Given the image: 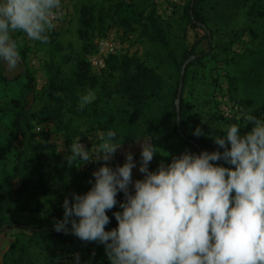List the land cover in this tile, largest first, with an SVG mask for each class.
Wrapping results in <instances>:
<instances>
[{
    "label": "clouds",
    "instance_id": "9594fccd",
    "mask_svg": "<svg viewBox=\"0 0 264 264\" xmlns=\"http://www.w3.org/2000/svg\"><path fill=\"white\" fill-rule=\"evenodd\" d=\"M60 7L61 0H0V64L12 71L20 63L15 32L47 43L54 10ZM94 98L91 92L81 96L80 108ZM242 120L211 135L223 151H185L156 170H149L158 152L150 136L134 139H142L143 174L135 181L131 151L125 152L123 164L108 163L124 140L115 130L96 136L91 152L77 137L69 146L70 164L104 163L92 173L87 192H74L71 203L64 199L63 219L54 221V230L67 232L70 223L82 241L104 245L110 264H264V118L246 113ZM248 122L251 130L241 135L239 129ZM201 134L197 127L194 135ZM220 160L230 166L215 163ZM120 192L125 199L113 213L118 224L106 230L107 212ZM74 264H80L79 253Z\"/></svg>",
    "mask_w": 264,
    "mask_h": 264
},
{
    "label": "rangeland",
    "instance_id": "374dc122",
    "mask_svg": "<svg viewBox=\"0 0 264 264\" xmlns=\"http://www.w3.org/2000/svg\"><path fill=\"white\" fill-rule=\"evenodd\" d=\"M88 1L61 0V7L55 10L57 13V18L53 20L55 27L47 33V43L32 41L22 32L12 34V38L18 43L21 60L12 71L7 70L6 65L0 64V149H7L14 139L15 144L11 145L8 156L0 159V194L5 189L7 176L13 173L14 146H25V140H28V137L19 140L16 137L12 122L17 108L11 99L26 97L27 100L24 101H27L28 105L35 104L34 99L48 82L44 64L52 56L50 38L55 32H57L55 40L64 47L63 50L54 53L57 60L72 48L78 52L82 50L84 42L79 38L77 30L80 26L81 7ZM188 1L153 0L159 18L169 28L172 47L180 46L185 41L183 39L187 23L185 11ZM200 12L207 27L202 23H196L197 27L188 30L186 41L190 45L199 41L195 52H208V55L189 69L183 96L185 103L191 108L192 128L209 126L221 130L229 124L243 123L244 114H252L264 104V0H205ZM106 37L113 38L116 43L115 54L136 53L163 77H167L171 72V67L161 58L160 46L149 42L138 31L125 33L119 28H113ZM101 39L94 38L93 41L98 43ZM73 70L72 66L65 68L66 78L72 77ZM18 74H24L25 80L18 81ZM3 76L7 79H3ZM30 81L33 86L32 93ZM22 82H26L27 87L20 85ZM89 92L97 97V91L88 86L79 89V105L80 97ZM74 124L79 125L80 134L77 137L80 136V142L91 152L89 145L96 147L98 144L96 136L98 137L102 131L81 121ZM39 126L44 127L43 130H51L49 140L56 146V158L61 164V172H64L65 159L70 154L69 146L77 137L67 144L63 137L64 132L56 131L53 121L38 123L37 119L32 121L29 133L44 139L42 131L38 130ZM246 128L247 123L239 129L241 135ZM140 143L142 141L134 144L122 143L114 158L108 161L112 167L123 164L125 152L131 151L137 162V167L133 168L134 181L143 178V174L139 172ZM213 144L218 146L215 142ZM159 156L168 163L171 155L160 153ZM102 163L104 162L90 164L88 161L80 164L79 161L75 175L76 184L87 186L94 183L92 173ZM220 163L227 164L223 160H220ZM43 167L38 171L36 167L25 171L26 176L32 180L29 192L34 189L40 177L45 175L47 166ZM156 169L153 159L149 164V170ZM18 180V177L14 180L16 185ZM37 200L46 208H56L60 204L59 199L52 194L38 197ZM25 205L26 196H14L0 202V219L3 222L0 227V264H74L76 253H79L80 264H110L103 244L83 241L77 246H69L48 233L33 236L31 231L18 227V223H21L33 228L48 221L39 214L35 204L23 207Z\"/></svg>",
    "mask_w": 264,
    "mask_h": 264
},
{
    "label": "trees",
    "instance_id": "16d2710c",
    "mask_svg": "<svg viewBox=\"0 0 264 264\" xmlns=\"http://www.w3.org/2000/svg\"><path fill=\"white\" fill-rule=\"evenodd\" d=\"M204 1H188L185 11L187 19L183 38L185 41L176 47H172L169 28L159 18L153 0H89L84 3L80 10V26L77 30L79 38L84 42L82 50L78 52L71 47L70 52L63 53L58 60L54 57V53L63 50L64 47L55 40L57 32L50 38L52 56L44 64L48 82L34 99L35 104L28 105L27 101H24L27 100L26 97L11 99L17 108L12 122L16 137L18 140L28 137V140H25V146H14L13 173L7 176L5 189L0 194V202L14 196H26L27 205L23 207L35 204L39 214L48 221L38 227H27L21 223H18V227L31 231L33 236L48 233L69 246H77L83 242L72 234L70 223L69 233H65L54 230V221L63 217L64 199L67 197L71 203L72 194L87 192L91 183L87 186L76 184L78 160L70 164L66 158V170L61 172V164L55 154L56 146L49 140L51 130H43L44 127H41L40 132L42 131L44 139L29 133L34 119H37L38 123L53 121L55 130L64 132L63 137L67 144L80 134L79 125L74 124L76 121L84 122L102 132L113 129L117 132V139L124 138V144H134L137 143L134 139L150 136L151 143L157 146L158 151L153 157L156 167L161 162L167 164L160 158V153L171 155L168 162L170 163L173 157L185 151L193 153L204 150L223 151L219 146H214V139L211 136L221 135V130L200 126L202 134L194 135L197 127L191 126V108L185 103L183 96L189 69L208 55V52H195L199 41L191 45L186 41L188 30L197 27L196 23H202L207 27L205 18L200 12ZM113 28H119L125 33L138 31L149 42L159 45L162 49L161 58L171 67L168 76L163 77L136 53L128 52L111 54L106 58L104 69L98 71L94 69L88 60L90 55L98 51V43L93 40L105 38ZM193 55L197 57L191 60L185 69L178 110L176 101L182 67ZM68 66H72L74 70L72 77L66 78L64 70ZM30 83L32 86L31 81ZM86 86L96 90L97 97L81 109L78 103L79 89ZM32 89L33 86L31 93ZM252 115L263 118L264 104ZM251 128L252 124L248 122L244 134ZM14 144L15 139L11 140L7 149H0V159L8 156V151H11V145ZM228 146L230 147V144ZM215 163L223 164L225 167L230 166L220 161ZM45 165L47 166L45 175L40 177L34 189L29 192L32 180L26 176L25 171L33 167L38 171ZM17 177L18 185L14 183ZM47 194L59 199L60 204L56 208H46L40 200H37L38 197ZM124 199V194L118 193L117 205L107 212L110 223L105 226L106 230L117 226L118 222L113 213L121 210L119 202ZM2 224L0 219V227Z\"/></svg>",
    "mask_w": 264,
    "mask_h": 264
},
{
    "label": "built area",
    "instance_id": "2783aa9c",
    "mask_svg": "<svg viewBox=\"0 0 264 264\" xmlns=\"http://www.w3.org/2000/svg\"><path fill=\"white\" fill-rule=\"evenodd\" d=\"M56 18H57V13L54 10L53 20H55ZM116 50H117V45L113 41V38H109V37L103 38L98 42V51L90 55L88 60L94 69L96 70L104 69L106 67L105 57L111 54H115ZM38 130L39 131L41 130V126L38 127ZM89 147L91 151L95 149V146L89 145ZM99 162L102 161H89L90 164H96Z\"/></svg>",
    "mask_w": 264,
    "mask_h": 264
},
{
    "label": "water",
    "instance_id": "95a60500",
    "mask_svg": "<svg viewBox=\"0 0 264 264\" xmlns=\"http://www.w3.org/2000/svg\"><path fill=\"white\" fill-rule=\"evenodd\" d=\"M196 57H197L196 55L191 56L188 60H186V62L184 63V65L182 67L181 80H180V84H179V88H178V97H177V101H176V105H177L178 110L180 109L181 92H182V89H183V77H184L185 69H186L188 63L191 60L195 59ZM65 233H69V232L67 231Z\"/></svg>",
    "mask_w": 264,
    "mask_h": 264
},
{
    "label": "crops",
    "instance_id": "0c3cea01",
    "mask_svg": "<svg viewBox=\"0 0 264 264\" xmlns=\"http://www.w3.org/2000/svg\"><path fill=\"white\" fill-rule=\"evenodd\" d=\"M25 78H26V77H25L24 74H22V75H21V74H18V79H17V80H18V81H21L22 79L25 80ZM25 83H26V82H22L20 85H25V87H27ZM19 90H21V89H19ZM18 98H19V97H18Z\"/></svg>",
    "mask_w": 264,
    "mask_h": 264
}]
</instances>
